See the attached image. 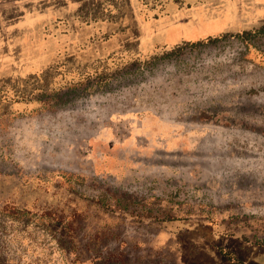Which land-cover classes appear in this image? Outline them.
Masks as SVG:
<instances>
[{"label":"rangeland","instance_id":"rangeland-1","mask_svg":"<svg viewBox=\"0 0 264 264\" xmlns=\"http://www.w3.org/2000/svg\"><path fill=\"white\" fill-rule=\"evenodd\" d=\"M19 8L12 18L50 13L53 33L110 34L89 47L104 62L130 52L85 86L43 96L35 111H0V264H93L81 247L106 228L146 242L133 256L102 241V253L125 252L124 264H264V24L144 60L122 42L126 1L0 0L4 16ZM77 194L98 205L71 243L67 222L38 217L55 206L79 212L89 203ZM24 205L31 212L17 216ZM166 221L175 234L159 245Z\"/></svg>","mask_w":264,"mask_h":264},{"label":"trees","instance_id":"trees-1","mask_svg":"<svg viewBox=\"0 0 264 264\" xmlns=\"http://www.w3.org/2000/svg\"><path fill=\"white\" fill-rule=\"evenodd\" d=\"M123 1L128 3L132 17L128 15L123 17L129 18L127 33L131 34L125 35L122 42L128 45L135 43L133 52L144 60H150L157 54L172 56L184 48L233 34L235 31L247 32L249 27L264 24V0H238L237 2L232 0H114L117 4ZM21 9L14 10L9 16H4L7 12H0V111L2 110L4 115L8 112L24 114L35 111L41 107L39 104H45L42 100L43 96L58 93V90L65 88L85 86L92 82V78L103 76L104 73H99L97 67L110 60L120 61L121 53L130 52L121 47L122 52L119 49L117 56L112 54L104 62L101 57H95L89 47L93 42L100 43L105 40L109 42L110 34L106 35V39H102L105 35L100 36L95 29L84 38H80L72 30L53 33L51 27L55 26L57 21L51 17L50 13L29 9L23 14L24 16L14 19ZM112 16L114 13L111 14ZM119 18L121 19V16ZM70 20L60 19L59 22L65 28L71 22ZM20 22L23 23L20 24ZM96 22L101 23L96 26L97 28L104 25L103 19L99 21L94 19V23ZM12 27L15 34L11 37L8 33ZM242 34L239 33V35ZM118 41H120L119 38ZM87 70L96 71L92 73ZM39 97L40 103H36ZM66 174L63 173L61 176ZM0 199L3 197L1 196ZM78 199H82L83 203H89L78 207L79 212L73 205H71L72 209L68 207V213L57 206L43 208L41 216L38 217L41 225L54 226L60 223L64 226L67 222V236L72 243L76 228L80 227L81 222L86 219L85 213L89 216L87 208L98 205L93 201L84 200V197L79 196ZM33 208L40 210L38 205H33ZM51 209L59 210L60 213L55 212L54 216H51L52 213L45 211ZM25 211L31 212L26 205L17 208V216ZM0 212L4 211L0 209ZM14 218L17 217L14 216ZM167 221L166 227L157 237L159 245L170 241L175 234V231L169 230L171 227L169 224H175ZM62 229L65 233V229ZM89 235H86L87 243L81 247L89 255L82 261L88 260L93 264H115L118 261L124 264V259H129L125 252L102 253V244L109 239L118 243L119 248L122 245H128L130 251H135L133 256L144 253L146 242L131 237L130 239L119 237L117 232L107 228L95 230ZM178 256L176 255V259ZM193 257L192 254L187 255V258L191 260Z\"/></svg>","mask_w":264,"mask_h":264},{"label":"crops","instance_id":"crops-1","mask_svg":"<svg viewBox=\"0 0 264 264\" xmlns=\"http://www.w3.org/2000/svg\"><path fill=\"white\" fill-rule=\"evenodd\" d=\"M23 23V22H20V24Z\"/></svg>","mask_w":264,"mask_h":264}]
</instances>
